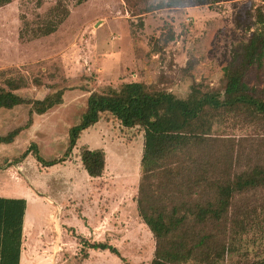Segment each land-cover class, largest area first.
Wrapping results in <instances>:
<instances>
[{
  "label": "rangeland",
  "instance_id": "1",
  "mask_svg": "<svg viewBox=\"0 0 264 264\" xmlns=\"http://www.w3.org/2000/svg\"><path fill=\"white\" fill-rule=\"evenodd\" d=\"M259 8L264 9L263 0L213 5L194 0H12L0 6V90H10V81L20 84L15 92L26 98L63 89L80 94L82 104L86 91L102 93L135 80L180 98H187L194 86L223 91L224 67L256 29ZM245 79L256 90L264 89V57L248 68ZM61 118L51 120L58 133L52 150L57 155L67 147L71 116ZM216 120L222 122L215 127L219 148L238 154L234 166L264 156L262 123ZM86 136L91 148H104L105 170L91 177L82 162L40 168L43 180L34 189L45 194L47 177H54L52 190L61 203L49 212L44 199H29L28 221L37 219L44 230L29 249L26 245L32 261L26 262L25 254L23 264H151L156 240L137 208L143 127H125L105 116L81 143ZM18 166L29 175L36 162ZM237 198L231 216L250 223L232 237L215 264L264 258V190ZM84 240L107 242L120 255L89 247ZM177 264L214 263L193 255Z\"/></svg>",
  "mask_w": 264,
  "mask_h": 264
},
{
  "label": "trees",
  "instance_id": "2",
  "mask_svg": "<svg viewBox=\"0 0 264 264\" xmlns=\"http://www.w3.org/2000/svg\"><path fill=\"white\" fill-rule=\"evenodd\" d=\"M11 1L0 0V6ZM194 1L213 5L227 0ZM255 23L243 50L234 53L224 67L223 91L194 86L187 98H180L166 90L153 91L137 80L123 83L119 89L92 91L81 122L70 129L63 157L46 161L32 143L20 158L32 152L43 166L60 163L78 145L83 131L105 116L116 118L125 127H143L137 208L156 240L151 264L182 263L193 255L217 263L228 251L232 237L250 223L231 216L237 197L264 190V156L234 166L238 154L220 149L221 138L215 135V127L222 123L217 117L223 121L239 117L245 123L264 125V89L256 90L245 79L248 68L261 64L264 57L263 8L256 12ZM10 83V90H0V109L30 104L32 113L43 114L63 101V89L44 99L26 98L15 92L20 84ZM31 122L0 136V143L12 142ZM78 156L91 177L103 174L107 162L104 148L81 145ZM25 212L26 199L0 197V264H21ZM84 243L120 255L107 242ZM248 264H264V258Z\"/></svg>",
  "mask_w": 264,
  "mask_h": 264
},
{
  "label": "crops",
  "instance_id": "3",
  "mask_svg": "<svg viewBox=\"0 0 264 264\" xmlns=\"http://www.w3.org/2000/svg\"><path fill=\"white\" fill-rule=\"evenodd\" d=\"M84 92V91H83ZM88 96L86 97L84 104L81 102L80 94L77 92L65 91L63 94V101L59 104L54 105L52 108L48 109L43 114H38L36 112L32 113L30 104H20L11 109L1 108L0 109V136H6L9 132L19 128L24 127L30 119H32L31 124L24 128L20 133L14 138L12 142L0 143V197L8 198H24L26 199V212L24 217L23 226V244L21 251V264H23V257L26 254V262L32 261L31 250H28L31 243H34L39 239L38 235L44 230V226L39 223L37 219L30 218L29 215V199L33 200H43L50 205V211L54 209L57 204H60V197L55 191L52 190L55 178L52 176L47 177V191L46 193H38L35 188H39L43 178H41L40 168L43 166L36 156L30 152L24 158H20L21 155L30 147L32 143L37 144L39 154L46 161L54 160L56 158H61L66 153L69 143H70V129L71 127L79 124L81 122L82 115L88 109V101L91 93L86 91ZM49 93L43 97H36L35 99H44ZM85 95V94H84ZM84 105L81 112L80 107ZM69 112V113H68ZM67 113L71 116L70 125L68 126V142L65 151L62 154L57 155V150L53 148L56 147V137L58 135L57 130H54L53 123L51 120L57 117L60 122L62 120V115ZM92 128L84 130L81 134L78 145L74 148V151H78V147L81 145L89 144L90 139L88 137L85 139L84 143H81V137L84 133H88ZM29 143H31L29 145ZM76 153L72 151L70 156L66 160L57 163L56 165H65L67 162H82L81 158L77 156ZM47 152V154H46ZM19 162H36L35 170L29 171V175L25 174L22 166H18ZM40 165V167H39ZM52 166V167H53ZM51 167V166H48ZM47 172V171H46ZM43 173V172H42ZM27 176V179L25 178ZM32 183L35 185H32ZM40 192V191H39ZM32 193V194H31ZM31 196V197H30ZM48 221L50 219L48 218ZM51 222V221H50ZM32 233V234H31ZM28 247L25 251V247Z\"/></svg>",
  "mask_w": 264,
  "mask_h": 264
}]
</instances>
